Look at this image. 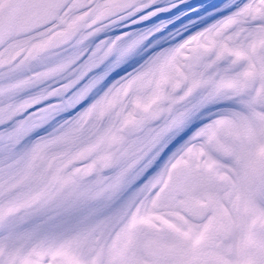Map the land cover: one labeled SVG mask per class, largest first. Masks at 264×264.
<instances>
[{
    "label": "bare ground",
    "instance_id": "6f19581e",
    "mask_svg": "<svg viewBox=\"0 0 264 264\" xmlns=\"http://www.w3.org/2000/svg\"><path fill=\"white\" fill-rule=\"evenodd\" d=\"M259 2L157 37L162 49L102 36L109 21L90 31L84 67L82 50L36 70L44 57L22 59L26 75L0 87V264H264ZM180 168L184 184L164 187ZM198 202L204 219L187 207Z\"/></svg>",
    "mask_w": 264,
    "mask_h": 264
},
{
    "label": "snow or ice",
    "instance_id": "6c2138e0",
    "mask_svg": "<svg viewBox=\"0 0 264 264\" xmlns=\"http://www.w3.org/2000/svg\"><path fill=\"white\" fill-rule=\"evenodd\" d=\"M110 2L111 0H91L86 8L93 13L105 11L109 9ZM246 3L248 0H237L236 3L230 5L225 4V0H211V3H208L206 7L197 8L188 0H125L119 11L106 17L111 20L112 27L102 36L125 33L129 38H132L135 35L148 34L155 41V46L161 47L160 39L157 37L169 43L183 40L186 35L215 27L222 19L235 15L241 4ZM96 39H101V37H96ZM95 46V40H93L91 47ZM88 59L89 57L85 53L84 58L80 61L82 67L86 66ZM107 71V64L97 66L94 70H88L81 80V84L91 81ZM119 71L117 69L115 72L109 73V76H115ZM228 106H230L228 101H220L215 107Z\"/></svg>",
    "mask_w": 264,
    "mask_h": 264
},
{
    "label": "flooded vegetation",
    "instance_id": "af4514ba",
    "mask_svg": "<svg viewBox=\"0 0 264 264\" xmlns=\"http://www.w3.org/2000/svg\"><path fill=\"white\" fill-rule=\"evenodd\" d=\"M36 1L37 0H0V14L7 11L9 15H12L11 28L7 36L3 39L2 44L5 42L6 38L11 35H16L21 40H35L44 34L51 35L54 31L60 29L64 21L66 23V20L71 14L80 10H86L85 13H89V16L97 15V17H100L102 13V11L93 13L87 10L86 5L90 3L91 0H66L65 3L58 8L53 6L51 0H44L43 12L34 22L26 25L25 21L30 18L34 12ZM89 16L83 18L81 21L87 20ZM78 26H80V23H76L74 28L78 29ZM26 46L27 45L24 47ZM12 64V61L6 60L5 53L1 52L0 72L9 68Z\"/></svg>",
    "mask_w": 264,
    "mask_h": 264
},
{
    "label": "rangeland",
    "instance_id": "374dc122",
    "mask_svg": "<svg viewBox=\"0 0 264 264\" xmlns=\"http://www.w3.org/2000/svg\"><path fill=\"white\" fill-rule=\"evenodd\" d=\"M81 11H77L73 14H71L68 17V21L72 22V20H74V16ZM89 22V21H88ZM87 22V23H88ZM86 24V22L84 24L81 25V27L79 28V32L77 35V38L75 39V41L68 46L67 48L59 51L56 54H48L44 57L43 61H41L40 63H36L35 65L32 66L33 70H36V67H42L41 64L46 62H51L53 61L56 57L59 59H64L65 57L72 55V54H77L79 53V51H81L77 56V61L81 60L82 58H84L85 53H87V55L91 52V50L89 51V48H85V46L91 41L88 40L91 35L90 31L92 29H94L93 27H86L84 26ZM14 35V34H13ZM45 34L42 35L41 37L35 39V40H28V39H19V37H17L16 35L14 36H9L8 38H6L5 42L0 46V53L4 52L6 55V60H11L12 55L15 54L16 51H18L19 49L23 48L25 45H28V43H33V42H37L39 40L43 41ZM88 46V45H87ZM86 46V47H87ZM75 63V62H74ZM25 69L23 66V62L20 61L14 65H11L9 68H6L5 70H3L2 72H0V87H10V85H13L17 80H19L20 78H22L25 74ZM2 116L1 120H4L5 124L8 120V111L5 109V112L0 114ZM185 171L187 172V170H183L182 168L180 170H175L172 173V177L169 180V183L175 182V184H178L181 182V180L185 179L186 177H188V174H185ZM184 183H180V186H182Z\"/></svg>",
    "mask_w": 264,
    "mask_h": 264
},
{
    "label": "water",
    "instance_id": "95a60500",
    "mask_svg": "<svg viewBox=\"0 0 264 264\" xmlns=\"http://www.w3.org/2000/svg\"><path fill=\"white\" fill-rule=\"evenodd\" d=\"M62 1L63 0H53L54 6L58 7ZM124 2L125 0H117L108 10L104 12V18L106 19V17L111 13L119 11ZM40 5H41V0H39L38 8H40ZM10 23H11V19L8 18L7 15L0 16V42L4 34L8 31L10 27ZM73 37H74L73 31L58 32L52 37L48 47L50 50L56 51L58 49L67 46L72 41ZM28 56L34 57L35 54L30 53ZM190 210L192 213L197 215L199 219H204L205 216L212 211V208L204 205L203 203L198 202L196 204H193L190 207Z\"/></svg>",
    "mask_w": 264,
    "mask_h": 264
}]
</instances>
